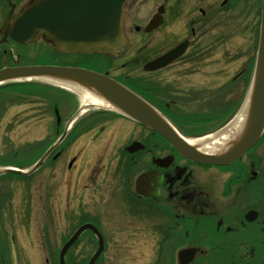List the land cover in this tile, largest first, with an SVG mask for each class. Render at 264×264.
Masks as SVG:
<instances>
[{
    "label": "flooded vegetation",
    "instance_id": "af4514ba",
    "mask_svg": "<svg viewBox=\"0 0 264 264\" xmlns=\"http://www.w3.org/2000/svg\"><path fill=\"white\" fill-rule=\"evenodd\" d=\"M27 1L0 0V27L13 6L16 13ZM261 10L262 0H129L126 5L125 19L129 49L123 50L117 57L104 56L109 61L123 58L127 60L133 55L143 54L149 50L150 52L146 55L148 57L140 55L131 63L136 69L141 67L144 74L151 77L150 83L154 87L152 95L157 101L160 99L157 105L153 104L169 118L165 112L176 103L171 97L174 84L164 86L156 81V78L162 73L172 72L179 80L197 75L200 70L203 71L212 65H218L220 59L215 60V54L220 41L236 35L237 32L250 37L252 34H258L259 39ZM154 17L161 24L148 31L147 25ZM128 22L130 25L127 27ZM233 29L235 31H232ZM129 33L132 34V38ZM1 37L0 34V39ZM37 43L40 46L33 50H30L29 45H22L11 39L0 45V69L9 66H71L107 74L124 84H127V81L130 82L128 76L124 79L119 78L113 75L110 69L94 64L93 55L61 53L43 39ZM179 44H185L187 47L180 58L164 68L151 72L145 70L146 64L151 60ZM105 64L111 68L110 62ZM212 72L215 73V71ZM219 72L218 70L217 73ZM143 80L145 79L136 77L133 81ZM232 81V83L240 82L242 84L240 89H245L246 70L242 69ZM141 85L140 83L139 86ZM1 92L4 95L3 99L8 95L12 96V92H8L6 87H1ZM77 94L79 97L80 93L77 92ZM214 96L207 94L203 101H210ZM165 98L169 100L164 107L161 102ZM244 102L245 99H240L238 108L232 107L236 109L233 116L239 109L244 108ZM232 103L237 105V100L234 98ZM89 109L91 108H87V111ZM201 109L210 112L212 108L202 106ZM57 110V103H55L53 106L56 120L55 132L59 133L61 123H57ZM102 111L96 116L102 123L98 126L101 128L100 134L93 142H97L101 136L107 134L111 127V134H114L109 136V144L119 139L123 140L122 145L119 146L120 162L114 176L122 180L124 189L129 195L131 194V198L128 199L132 215L147 218L152 230L157 229L158 247L164 249L173 246L176 250L173 257L175 264H179L178 252L188 247H197L201 250L190 264L201 262L204 264H264V133L253 148L241 154L230 164L214 165L183 155L159 133L120 115L115 110L109 108ZM58 112L61 115L59 110ZM105 117L109 118L108 124L104 123ZM66 122L63 125V131ZM172 123L183 135L191 136V132L180 130L174 121ZM75 131L76 129L72 127L69 132ZM238 132L235 131L229 139L231 140ZM74 135H76L75 138L79 136L78 130ZM135 143H140L143 147L132 152L130 147L132 148ZM66 147V145L59 147L54 152L53 155H56L53 157L55 159L53 163L65 160L69 156L67 169L71 171L78 163L79 157L72 152L68 153ZM221 147L214 152L221 151ZM143 174L147 175L137 185L139 177ZM62 186L65 187V195L68 194L70 206L73 199L74 201L76 199L75 182L69 178L66 184L61 183L56 189L60 198H63ZM25 213L23 196L5 194L0 197L1 264H14L11 248L14 242L18 241L17 235L12 233L23 225ZM46 213L49 215L47 210ZM6 223L10 227L11 233L8 231L9 235L12 234L10 236L4 232ZM75 229L67 237H63L57 252V264H59L60 249ZM88 233L93 239L94 234ZM83 236L84 234L79 240ZM77 242L69 248L66 264H76L74 246ZM48 261L50 260L47 259Z\"/></svg>",
    "mask_w": 264,
    "mask_h": 264
},
{
    "label": "rangeland",
    "instance_id": "374dc122",
    "mask_svg": "<svg viewBox=\"0 0 264 264\" xmlns=\"http://www.w3.org/2000/svg\"><path fill=\"white\" fill-rule=\"evenodd\" d=\"M129 35L133 37L132 34ZM29 46L33 50L40 44ZM257 47L258 34L250 37L237 32L220 41L215 54V60L220 59L218 65L179 80L172 72L162 73L156 78L164 86L174 84L171 97L176 103L165 113L180 130L191 132L190 137L184 135L185 137L197 138L202 134L218 131L221 127L225 129L226 126L223 125L229 121L228 126L233 123L237 115L233 114L240 99L246 98V88L241 90L242 84L232 83V80L242 69L246 70L247 81L250 80ZM128 49L129 44L126 50ZM149 52L148 50L127 60L123 58L117 61H109L107 57L96 54L93 55L92 62L110 69L119 78L128 76L130 81L136 77L151 81V77L145 75L141 67L136 69L131 63L138 56L145 57ZM108 62L111 68L105 64ZM6 89L12 92V96L8 95L3 99L4 95L0 93V168L29 169L59 135L55 132L54 104L57 103L63 120L59 130L61 132L65 121L70 119L77 108H81V97L73 90H66L46 81L7 86ZM207 94L215 95L214 100L203 101ZM234 98L237 105L232 103ZM168 100L169 98L162 100L164 107ZM202 106L212 109L205 112L201 109ZM234 106L235 110L232 109ZM101 112V109H89L73 122L72 127L78 130L79 136L75 138L76 131L72 132L66 150L79 158L71 171L67 169L68 156L53 164L51 161L47 162L28 178L19 175L0 177V197L5 194L23 196L26 210V221L12 233L17 235L18 241L11 248L14 264H57V252L63 237H67L86 220L102 229L106 240V248L97 264H175L173 257L176 250L173 246L164 249L158 247L157 229L152 230L147 218L132 215L128 199L131 194L124 189L122 180L114 176L117 173L116 167L119 166V146L123 140L109 144V136L114 134H111V127L107 134L93 142L100 134L101 128L98 126L102 123L96 116ZM108 120L105 117L104 123L108 124ZM69 178L75 182L76 191V199H73L70 206L65 187L62 186L61 189L63 198L58 196L56 190L61 183L66 184ZM8 231L11 233L9 224L6 223L4 232L8 234ZM88 234L85 233L74 246L76 264H87L97 247L96 239L90 238ZM47 259L50 261L47 262Z\"/></svg>",
    "mask_w": 264,
    "mask_h": 264
},
{
    "label": "water",
    "instance_id": "95a60500",
    "mask_svg": "<svg viewBox=\"0 0 264 264\" xmlns=\"http://www.w3.org/2000/svg\"><path fill=\"white\" fill-rule=\"evenodd\" d=\"M127 2L128 0H31L13 18L14 9L9 12L0 30L3 36L0 44L5 43L9 37L21 44H30L43 37L56 50L63 53L116 55L123 49L127 40L124 27ZM159 23L154 19L147 30L155 28ZM185 50L184 45L177 47L148 63L145 69L154 71L163 68L179 58ZM30 78H46L68 86H73L76 82L80 84L79 86L92 87V90L110 103L111 108L159 133L183 155L204 163L226 165L254 146L264 132V0L256 64L246 98L245 122L238 134L220 146L222 150L219 152H201L196 146L190 145L153 105L124 84L106 75L90 70L57 66L8 67L0 70V83ZM69 125L70 123L60 139L33 167L28 170L3 167L0 168V172L19 176L33 174L63 141ZM142 147L140 143H135L130 150L133 152ZM145 177L146 174L140 176L137 185ZM86 230H91L98 239V247L88 264H95L100 258L105 248L104 237L94 224L85 223L61 248L60 264H65L68 249ZM198 252L201 250L197 247L181 249L178 252L179 264H190Z\"/></svg>",
    "mask_w": 264,
    "mask_h": 264
},
{
    "label": "bare ground",
    "instance_id": "6f19581e",
    "mask_svg": "<svg viewBox=\"0 0 264 264\" xmlns=\"http://www.w3.org/2000/svg\"><path fill=\"white\" fill-rule=\"evenodd\" d=\"M4 82L0 83V89L1 87H7V86H15L12 84H3ZM75 84H73V86L75 88L72 87H68V90H73V91H77L78 93H80L79 97H81V108H82V112L81 113H86L87 112V108H91L94 110L97 109H109L111 108L110 103L106 102L104 98H102L100 96V94H98V92H96L95 90H92V87L89 86H79L80 84L74 82ZM7 85V86H6ZM246 108H247V103L244 106V108H242V110H238L237 116L235 118V120L233 121L232 124H230L228 126V122L225 123L223 125L226 126L224 127L225 129H219L218 131H215L213 133L210 134H202L200 136H198L197 138H187L188 143H190V145L192 146H196L199 147L197 148L199 151L201 152H214V150L218 149L220 146H222L226 140L229 139V137L231 135H233L235 133V131H239L242 127V125H244V118H245V113H246ZM103 234V233H102Z\"/></svg>",
    "mask_w": 264,
    "mask_h": 264
},
{
    "label": "trees",
    "instance_id": "16d2710c",
    "mask_svg": "<svg viewBox=\"0 0 264 264\" xmlns=\"http://www.w3.org/2000/svg\"><path fill=\"white\" fill-rule=\"evenodd\" d=\"M130 82L132 84H130ZM127 81V84L132 87V89H134L135 91H137L138 93H140L144 98H146L148 101H150L151 103H155L157 105V100L154 97V95H152V91L154 89L153 85L150 83V81L147 80H143L140 82H135V81ZM137 85H136V84ZM142 84L141 86H139V84ZM248 86V81L245 85V88H247ZM159 88V87H158ZM236 108V107H235ZM227 110V109H226ZM235 110V109H234ZM45 151V150H44ZM1 165V164H0ZM15 175H3L2 177H14Z\"/></svg>",
    "mask_w": 264,
    "mask_h": 264
}]
</instances>
